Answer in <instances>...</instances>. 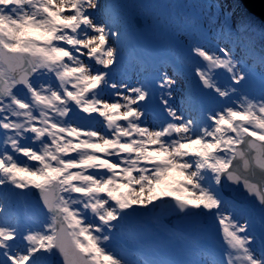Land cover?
<instances>
[{
  "label": "snow or ice",
  "instance_id": "obj_1",
  "mask_svg": "<svg viewBox=\"0 0 264 264\" xmlns=\"http://www.w3.org/2000/svg\"><path fill=\"white\" fill-rule=\"evenodd\" d=\"M102 11L120 14L101 0H0V264H54L57 254L62 264H132L107 248L112 222L162 197L221 228L219 253L202 248V259L179 264H264V76L250 98L243 90L253 74L230 48L196 45L186 62L208 90L202 96L223 103L193 117L163 98L171 119L150 127L151 93L115 78L110 41L121 33L101 22ZM245 47L264 68V54ZM175 83L165 75L160 86ZM186 99L193 109L203 102ZM226 184L252 200L229 199ZM12 189L38 191L41 227L21 231L10 219Z\"/></svg>",
  "mask_w": 264,
  "mask_h": 264
},
{
  "label": "rangeland",
  "instance_id": "obj_2",
  "mask_svg": "<svg viewBox=\"0 0 264 264\" xmlns=\"http://www.w3.org/2000/svg\"><path fill=\"white\" fill-rule=\"evenodd\" d=\"M109 1L111 5L118 7L120 13L119 16L122 14V17L118 19L120 22L117 29L121 34H124L125 37V39H123L121 35L119 40L115 39L113 43V39H111L110 42L113 43V46L116 47L117 50L122 47V51L125 50L124 52H126L127 49H130L129 47L125 49V46H127L128 43L130 44L133 42L134 45H137L139 51H141L138 52L141 55L139 57L149 59L150 61L154 60L155 63H157V65L161 68L157 72L162 75L161 79H157L159 85H161L165 75L168 77L170 76L176 81V83L172 85L171 89L162 88L160 86L162 99H169L170 105L177 109L180 102H184L185 104L189 105L186 98L190 92L194 95L197 93L196 96L201 97V100L203 101L197 106L196 109L191 107L194 115L196 114L202 116V114L204 115L209 109H218L220 104L223 103V98H220V103L209 102L207 97L202 96V92H207L208 90L203 89V87L198 83V77L195 76V79L192 77L193 69L191 65L186 62V57L194 56V53H191L190 49L196 45L210 48L213 51L217 50L218 48L229 47L233 53L237 48L236 52L239 51L243 53V57L247 60L248 58L251 59L249 62H247L248 69L252 72L253 78H259L257 79L259 83H257L255 86L253 83H251L248 88L243 90V94L248 95L250 98L260 97L261 77L264 75L262 70H260V73H257L259 71L256 68L258 67L261 69L259 66L258 55L254 56L247 50V47H245V44L250 40H248L244 34L241 35V29L242 27L246 26L247 23L241 25V29L238 27L237 19L241 15H243V17H241V22H249L245 20L248 15L246 12L248 11H246L244 6L241 5L240 8H234L236 15L231 19L230 26L233 30L237 31H235V35H233L231 38L230 34L224 36L219 35V31L217 29H214L217 34L212 35V31L209 27V18H212L213 14L207 2L210 0ZM193 3L195 4L192 6ZM224 11L229 12V8H226ZM251 14L253 15V13ZM135 15L144 18L143 28H138L134 22ZM124 17L129 19L131 25L136 30L137 36L134 38L128 37L126 35ZM216 28H218L217 25ZM237 37H240L244 43L238 44L236 42ZM122 39L125 45L121 44ZM254 42H256V40L251 41V45L254 48L255 53L261 54L258 50H256ZM236 52L235 55L237 56ZM165 68L166 70H164ZM218 72L222 73V75L218 76L220 82L224 85H227L229 83L228 74L223 73V70H218ZM157 77H159V74ZM177 87H183L184 94L179 92ZM169 91H171L170 97L168 96ZM202 107L205 108L204 112ZM13 192H15L14 189H12V193ZM17 195L18 197H16V201L18 204H20L19 199L25 195V193L21 192L19 189ZM26 197L28 198L29 195H26ZM168 198L170 197H162V199L157 202H163ZM27 207L31 209V212L29 213V215H31V219L29 218L30 220L27 221L24 231L30 228L41 227L42 224L47 221L46 212L43 209L40 210L35 207L31 197L30 204ZM134 207L136 208L135 213H133L131 209L128 210V216L131 224L129 230L133 234H137L140 239L145 240L143 241L146 243V247L144 250H142V252L147 254L152 259V261H167L172 263L176 262L179 264V262L183 261L202 259L203 257L201 255V249L204 245H206L205 249L210 254H214V252H220V243L223 241L222 232L218 221L211 225L212 227L210 228V230L218 236V242L215 245L209 243L203 228L198 226L197 228L190 230L188 233L190 237L189 245L187 248H185L179 243L177 232L169 231L168 226L164 222H156L155 218L147 208L139 206ZM89 214L92 218H94L90 212ZM256 224H258L260 227L258 219ZM111 230H113V228ZM114 243V240H110L107 243L108 250L114 251L117 255H121L118 250H114ZM158 254H161V257L158 258ZM137 264L141 263L137 262Z\"/></svg>",
  "mask_w": 264,
  "mask_h": 264
},
{
  "label": "water",
  "instance_id": "obj_3",
  "mask_svg": "<svg viewBox=\"0 0 264 264\" xmlns=\"http://www.w3.org/2000/svg\"><path fill=\"white\" fill-rule=\"evenodd\" d=\"M246 4V6L256 15L260 16L261 18L264 19V0H243ZM225 193L228 196H231L237 200H239L241 203H246L248 204L252 198L248 196V194L243 190L242 187L240 186H235L231 184H226L224 188ZM172 201V200H171ZM174 203V201H172ZM42 206L43 203H40ZM183 217L192 220L191 225H186L183 222H181L177 216H169L166 214H161L169 223H171L173 226L176 228H181L185 230H189L193 228L194 226L201 224V223H210L211 220H207L206 218H200L198 219L197 215H190L181 212ZM55 264H62V257H60L58 254L56 256V261Z\"/></svg>",
  "mask_w": 264,
  "mask_h": 264
},
{
  "label": "trees",
  "instance_id": "obj_4",
  "mask_svg": "<svg viewBox=\"0 0 264 264\" xmlns=\"http://www.w3.org/2000/svg\"><path fill=\"white\" fill-rule=\"evenodd\" d=\"M251 19H252V21L255 20V23H259L258 26H257V30H254L252 35H254V37L256 36L257 38L261 37L263 39L261 41V45L264 46V24L262 23V25H260L261 20L258 19V18L251 17ZM261 38H259V39H261Z\"/></svg>",
  "mask_w": 264,
  "mask_h": 264
}]
</instances>
